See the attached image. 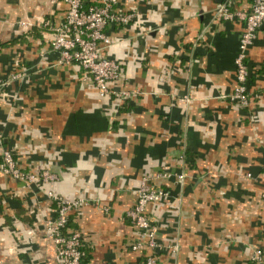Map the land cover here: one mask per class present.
I'll use <instances>...</instances> for the list:
<instances>
[{
    "label": "crops",
    "instance_id": "obj_1",
    "mask_svg": "<svg viewBox=\"0 0 264 264\" xmlns=\"http://www.w3.org/2000/svg\"><path fill=\"white\" fill-rule=\"evenodd\" d=\"M222 3L250 9V0H117L132 16L107 27L101 49L119 63L110 84L129 92L116 97L49 50L63 0H0V148L22 170L55 174L27 184L0 171V264H57L48 190L84 200L67 223L80 232L81 264H143L125 211L141 177L161 168L183 176L146 205L164 243L155 264H253L264 238V30L246 50L240 105L228 94L243 20L223 17Z\"/></svg>",
    "mask_w": 264,
    "mask_h": 264
},
{
    "label": "built area",
    "instance_id": "obj_2",
    "mask_svg": "<svg viewBox=\"0 0 264 264\" xmlns=\"http://www.w3.org/2000/svg\"><path fill=\"white\" fill-rule=\"evenodd\" d=\"M65 11L59 25L52 28L49 50L56 52L55 60L59 63L76 62L82 68L81 80L93 86L101 95L112 94L116 97L129 94L126 89L113 87L110 83L119 76V63L112 57L101 53L112 39L107 27L116 22H125L132 16V11L119 13L115 10L117 0H94L85 5L83 0H63ZM225 18L238 16L243 20L237 51L233 58L235 65V84L228 98L240 105H246L249 92L246 86L247 62L246 50L255 38L257 31L264 30V0H250V9L228 10L225 3L219 5ZM23 24L24 21H21ZM12 72L10 77H17ZM0 171L13 178L31 183L38 180L47 181L55 178V174L46 168L31 172L22 170L16 165L11 150L7 146L0 148ZM173 175L177 180L182 172H172L161 168L151 175L141 177L136 188V199L125 214L136 227L137 234L129 243L131 250L144 252L143 264H155V253L164 247V243L156 238L157 226L146 213V205L168 196L170 193L168 178ZM46 194L55 200L53 215L45 218V229L55 244V262L57 264H81L84 251L81 248L80 232L67 227L70 211L84 200L81 197L66 198L48 190ZM104 208H106L104 206ZM175 248V246H171ZM253 264H264V238L255 245L250 253Z\"/></svg>",
    "mask_w": 264,
    "mask_h": 264
},
{
    "label": "trees",
    "instance_id": "obj_3",
    "mask_svg": "<svg viewBox=\"0 0 264 264\" xmlns=\"http://www.w3.org/2000/svg\"><path fill=\"white\" fill-rule=\"evenodd\" d=\"M84 1V4H85V0H83ZM95 1L93 0V1H91V3H94ZM91 3H89V4H91ZM85 5H88V4H85ZM71 64H75L77 67H78V70L79 71H81V73H82V68L80 67V65L79 64H77L76 62H74V61H72V62H70ZM113 83V82H112ZM3 146H7V145H3ZM10 150H11V148L9 147V146H7ZM69 217H70V213H69V215H68V220H69ZM67 223H68V221H67ZM69 229H73V228H70L69 227ZM81 248L83 249V251H84V256L86 255V251H85V248H84V245H83V243L81 242ZM84 256H83V258H84ZM83 258H82V260H81V262L80 263H82V261H83Z\"/></svg>",
    "mask_w": 264,
    "mask_h": 264
}]
</instances>
